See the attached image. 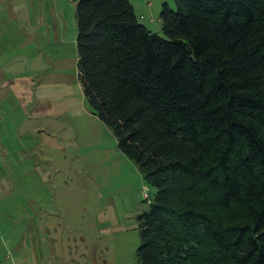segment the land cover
I'll list each match as a JSON object with an SVG mask.
<instances>
[{"label":"trees","instance_id":"obj_1","mask_svg":"<svg viewBox=\"0 0 264 264\" xmlns=\"http://www.w3.org/2000/svg\"><path fill=\"white\" fill-rule=\"evenodd\" d=\"M94 114L155 188L137 264H264V0H75Z\"/></svg>","mask_w":264,"mask_h":264},{"label":"rangeland","instance_id":"obj_2","mask_svg":"<svg viewBox=\"0 0 264 264\" xmlns=\"http://www.w3.org/2000/svg\"><path fill=\"white\" fill-rule=\"evenodd\" d=\"M75 6L0 0V264H137L155 188L84 96Z\"/></svg>","mask_w":264,"mask_h":264},{"label":"crops","instance_id":"obj_3","mask_svg":"<svg viewBox=\"0 0 264 264\" xmlns=\"http://www.w3.org/2000/svg\"><path fill=\"white\" fill-rule=\"evenodd\" d=\"M139 20L150 30L161 29L160 10L164 3L172 7L173 0H130Z\"/></svg>","mask_w":264,"mask_h":264},{"label":"built area","instance_id":"obj_4","mask_svg":"<svg viewBox=\"0 0 264 264\" xmlns=\"http://www.w3.org/2000/svg\"><path fill=\"white\" fill-rule=\"evenodd\" d=\"M145 196H146V198H147V199H149V198H150V197H149V194H145Z\"/></svg>","mask_w":264,"mask_h":264}]
</instances>
